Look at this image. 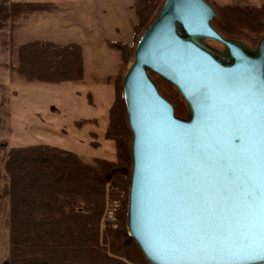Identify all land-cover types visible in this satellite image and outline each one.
<instances>
[{
    "label": "water",
    "instance_id": "obj_1",
    "mask_svg": "<svg viewBox=\"0 0 264 264\" xmlns=\"http://www.w3.org/2000/svg\"><path fill=\"white\" fill-rule=\"evenodd\" d=\"M215 17L205 0H166L124 80L128 230L150 264H264V37L225 39Z\"/></svg>",
    "mask_w": 264,
    "mask_h": 264
},
{
    "label": "trees",
    "instance_id": "obj_2",
    "mask_svg": "<svg viewBox=\"0 0 264 264\" xmlns=\"http://www.w3.org/2000/svg\"><path fill=\"white\" fill-rule=\"evenodd\" d=\"M165 1L136 0V33L154 22ZM53 9L47 2L0 0V31H13L22 16ZM212 26L225 39L257 45L264 37V5L218 7ZM109 46L126 61L125 45ZM16 59L14 70L28 83L60 85L84 79L82 49L76 44L27 43L17 49ZM108 118L105 139L114 144L115 162L86 163L74 153L45 145L13 148L1 158L5 184L0 199L8 201L9 264H150L129 235L126 208L118 228L109 225L101 234L107 195L115 197L116 190H128L131 183L132 133L123 85ZM85 123L92 121L76 126Z\"/></svg>",
    "mask_w": 264,
    "mask_h": 264
},
{
    "label": "rangeland",
    "instance_id": "obj_3",
    "mask_svg": "<svg viewBox=\"0 0 264 264\" xmlns=\"http://www.w3.org/2000/svg\"><path fill=\"white\" fill-rule=\"evenodd\" d=\"M13 1L47 2L54 9L22 16L13 25V31L9 27L0 31V190L5 184L1 158L13 148L45 145L74 153L86 163L95 159L115 162L114 144L105 139L109 109L135 61L138 42L150 27L136 33V0ZM207 1L215 12L218 7L233 4L244 8L264 5V0ZM35 41L79 45L83 81L52 85L28 83L20 78L14 70L17 49ZM111 43L125 45L128 53L125 62L120 52L109 46ZM208 44L219 51L225 50L219 43ZM244 44L256 49L259 43ZM156 85L175 107L176 116L187 118L188 108L177 90L161 79ZM83 120L92 123L77 127L76 123ZM109 188L110 185L107 194ZM129 190L130 187L116 190L115 197L107 195L105 212L109 210L114 215L110 219L104 213L102 235L109 225L118 228L125 208L128 222ZM7 219L8 201L0 199V264L10 263Z\"/></svg>",
    "mask_w": 264,
    "mask_h": 264
},
{
    "label": "built area",
    "instance_id": "obj_4",
    "mask_svg": "<svg viewBox=\"0 0 264 264\" xmlns=\"http://www.w3.org/2000/svg\"><path fill=\"white\" fill-rule=\"evenodd\" d=\"M113 215H114V212H111V211H109V210H107V211L105 212V216H109L110 219L113 217Z\"/></svg>",
    "mask_w": 264,
    "mask_h": 264
}]
</instances>
